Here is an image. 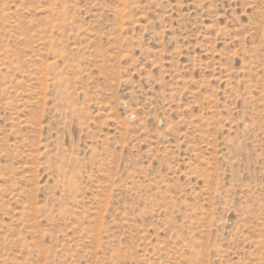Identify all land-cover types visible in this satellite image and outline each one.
Here are the masks:
<instances>
[{
    "label": "rangeland",
    "instance_id": "rangeland-1",
    "mask_svg": "<svg viewBox=\"0 0 264 264\" xmlns=\"http://www.w3.org/2000/svg\"><path fill=\"white\" fill-rule=\"evenodd\" d=\"M0 264H264V0H0Z\"/></svg>",
    "mask_w": 264,
    "mask_h": 264
}]
</instances>
